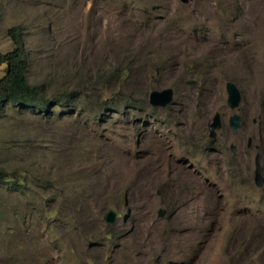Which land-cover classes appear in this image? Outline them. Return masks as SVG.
<instances>
[{
	"label": "rangeland",
	"instance_id": "rangeland-1",
	"mask_svg": "<svg viewBox=\"0 0 264 264\" xmlns=\"http://www.w3.org/2000/svg\"><path fill=\"white\" fill-rule=\"evenodd\" d=\"M13 28L29 82L80 99L0 120V167L26 182L24 194L0 188V264H264V0H0L3 53ZM168 88L172 102L152 107ZM130 97L134 110L99 115Z\"/></svg>",
	"mask_w": 264,
	"mask_h": 264
},
{
	"label": "trees",
	"instance_id": "trees-1",
	"mask_svg": "<svg viewBox=\"0 0 264 264\" xmlns=\"http://www.w3.org/2000/svg\"><path fill=\"white\" fill-rule=\"evenodd\" d=\"M9 35L12 37L16 49L3 53L0 51V68L4 67L5 74L0 78V120L7 117V113L11 109H16L20 113L33 112L43 117L51 115L56 107L72 108L78 107L79 94L77 92L69 91V89L63 91L57 98L49 99L47 97V86L43 84H31L28 79L30 70V63L28 62L24 45L21 40V32L18 28H13L9 31ZM128 68L118 67L107 74L108 82L117 81L119 77L123 75ZM49 92V90H48ZM133 98L130 97L129 102H126L125 110H122L123 100L114 99L112 101L103 103V108L100 107L99 115L107 109H113L116 113L126 111L128 107L135 109L136 105H131L130 101ZM51 184H47L45 188H50ZM154 186L150 184V187ZM6 187L9 192L24 194L26 189V182L23 180L17 171L8 172L7 169L0 167V188ZM164 187V186H163ZM151 189H155V186ZM166 200V199H165ZM124 202H128V193L122 194V201L117 203V206ZM125 210H128V205L124 206ZM94 229L88 230V234L92 233ZM105 236L108 241H111L116 250L120 248L118 242L122 239L120 231L116 229L114 225L107 226L105 230ZM261 251V250H259ZM250 258L251 255H255V251L245 253ZM240 264V263H239Z\"/></svg>",
	"mask_w": 264,
	"mask_h": 264
},
{
	"label": "water",
	"instance_id": "water-1",
	"mask_svg": "<svg viewBox=\"0 0 264 264\" xmlns=\"http://www.w3.org/2000/svg\"><path fill=\"white\" fill-rule=\"evenodd\" d=\"M189 0H181L182 3H188ZM227 93H228V105L231 109L235 110L240 103V93L235 84L229 83L227 85ZM174 90L171 88L162 90V91H153L150 95V104L152 107H167L173 100ZM240 118L238 116H233L230 119V128L234 133H237V129L240 127ZM223 125L221 116L218 114L213 119L212 124L209 125L210 137L215 138L216 131L221 130ZM234 149V148H233ZM257 156L255 159V173H254V182L255 185L262 189L264 188V177L261 165V152L257 148ZM161 216L165 214L164 211L161 210ZM118 218V213L114 210H109L105 215V221L110 225H114Z\"/></svg>",
	"mask_w": 264,
	"mask_h": 264
}]
</instances>
